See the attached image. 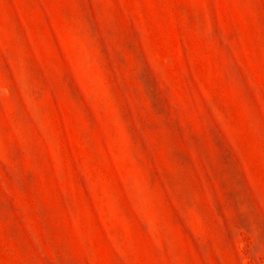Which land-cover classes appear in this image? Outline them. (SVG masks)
I'll return each mask as SVG.
<instances>
[{"label": "rangeland", "instance_id": "1", "mask_svg": "<svg viewBox=\"0 0 264 264\" xmlns=\"http://www.w3.org/2000/svg\"><path fill=\"white\" fill-rule=\"evenodd\" d=\"M0 264H264V0H0Z\"/></svg>", "mask_w": 264, "mask_h": 264}]
</instances>
